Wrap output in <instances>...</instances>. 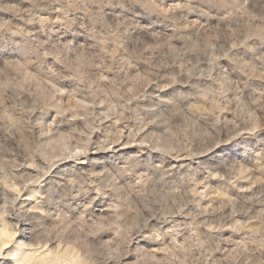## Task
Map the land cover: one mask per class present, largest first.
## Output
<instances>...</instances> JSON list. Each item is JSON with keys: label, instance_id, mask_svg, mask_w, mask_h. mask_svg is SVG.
I'll use <instances>...</instances> for the list:
<instances>
[{"label": "clouds", "instance_id": "1", "mask_svg": "<svg viewBox=\"0 0 264 264\" xmlns=\"http://www.w3.org/2000/svg\"><path fill=\"white\" fill-rule=\"evenodd\" d=\"M0 264H264V0H0Z\"/></svg>", "mask_w": 264, "mask_h": 264}]
</instances>
